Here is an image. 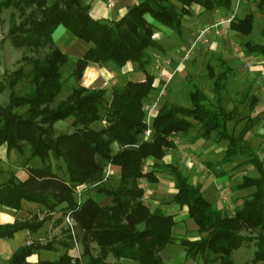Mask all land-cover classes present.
<instances>
[{"label":"trees","instance_id":"trees-1","mask_svg":"<svg viewBox=\"0 0 264 264\" xmlns=\"http://www.w3.org/2000/svg\"><path fill=\"white\" fill-rule=\"evenodd\" d=\"M235 1L141 0L130 5L121 17L106 21L94 18L84 0H0V10L13 7L24 15L6 35L14 47L50 48L43 59L24 57L31 63L29 70L20 66L10 77H3L6 82L0 83L2 91L6 85L12 89L19 79L29 81L26 93L16 95L11 91L9 104L0 105V145L8 151L15 149L18 154L27 151L28 161L33 157L43 160L41 166L25 167L24 180H19L15 173L9 174L0 184V205L18 211L22 201H28L41 205L45 211L41 219L33 214L24 220L0 223V238H11L22 229L36 232L54 211H61L62 216L69 213L75 222L74 234L67 229L69 241H63L66 250L57 257L29 260L35 251L53 249L51 241L45 244L32 241L15 248L0 264H82L78 256L69 253L72 240L81 241L84 264L102 263L109 255L136 264H165L160 252L172 243L183 246L186 257L197 262L201 259L202 264H239L232 259L233 250L254 242L252 261H264V162L245 141L246 134L258 123V114L254 113L258 98L247 91L250 87L245 90L242 98L250 97V103L249 117L244 120L236 119L237 106L225 107L222 91L234 72L233 66L219 57L220 71L215 74L207 64L213 100L189 76L187 94L191 106L163 101L150 119L149 138L143 137L148 127L143 107L154 90H158L155 76L146 69L150 61L148 49L162 48L153 37L155 24L181 34L182 17L195 4L203 11H224L227 17H232L227 23L230 30L249 35L254 14L237 16ZM252 1L259 11H264V0ZM58 26L89 44L73 63L71 76L75 80H80L89 63H111L117 71L128 62L137 64L144 79L112 85L109 97L106 89L77 84L65 99L51 107L64 86L61 67L69 62L68 55L52 42ZM260 33L263 43L245 41L243 55L264 58V29ZM20 107L25 108L21 112L15 110ZM67 118L73 119V130L54 135V123ZM98 121L104 124L100 128L91 127ZM230 121H244L238 133L229 130ZM196 124L200 139L226 143L220 159L202 162L214 176L228 175L230 170H224L223 165L238 156L246 158L234 165L233 170L251 164L257 171L256 175H241L231 186L232 190L253 189L250 195L240 198L233 212L216 207L204 197L202 184L193 185L177 163L163 160L167 150L176 147L175 137L188 136ZM112 144L117 146L114 151ZM149 159L151 162L146 164ZM109 165L120 168L114 186L106 183L109 176H105V170ZM53 167L62 169L65 176L58 175ZM157 173L172 177L175 194L171 202L186 209L197 226L199 238L175 236L174 216L160 207L151 210L144 203L141 179L154 183ZM80 185L84 186V193L77 199L76 187ZM88 188L110 197L111 203L100 205L85 190ZM92 244L96 247L95 255Z\"/></svg>","mask_w":264,"mask_h":264},{"label":"crops","instance_id":"crops-1","mask_svg":"<svg viewBox=\"0 0 264 264\" xmlns=\"http://www.w3.org/2000/svg\"><path fill=\"white\" fill-rule=\"evenodd\" d=\"M84 1L89 5L90 14L94 18L109 21L121 17L126 12L127 8L130 5H133L134 3H137L141 0H115L114 4L110 8L106 6V0H84ZM248 2H251L252 8L251 6L250 7L247 6ZM254 6L256 7L255 2L252 0L243 1V2L236 0L234 2L233 7L236 15L238 16V11L244 12L246 9L251 10L253 9ZM189 11L190 14L191 12H193L194 14L197 15L195 24H191L189 22L185 26L182 25L181 34H177L174 31L162 25L155 24L153 37L157 42L160 43L162 48L148 49V55H149L148 58L150 60L148 65H150V63L152 65L153 71L150 73H152L155 76V85L157 86L158 90L157 89L154 90L153 94L146 101L148 104H151L156 101L157 108H159L161 105L160 104L161 100L159 97L162 96L163 94L160 95L159 91L163 83L167 81L166 87L164 89L166 90L164 95L168 96L174 94L176 90L174 87L171 86V83L174 81V80L172 81V79L176 78L178 80L183 81V82L180 81L181 84L184 83L185 79L183 77L189 74L188 71L191 69V67L197 64L199 60L200 62L204 60V56L206 52H208L211 56L217 54L219 57H222L226 62H228L231 66H233L231 64L232 61L236 63H240L244 59H249L251 60L252 63L259 62L261 65L264 64L263 57L259 58V55L245 56L242 53L241 43L243 44L245 41L249 40L246 37L252 35L254 31L253 29L249 35H240L239 33L230 30L226 23L221 26L211 28L209 31L203 33L199 37V32H200L199 28L205 27L210 24H214L220 19L226 18L228 15H226L224 11L220 9L214 11H203L200 6L195 4H192L189 7ZM252 13L254 14V17L256 19L257 16L256 12L254 11ZM71 35L72 34L67 29H65L62 26H58L52 34V42L54 46L58 47L62 52L68 55L69 60H71V57L68 54L69 49L65 47V42L69 46L74 45V51H72L74 53L70 52L73 55L75 54L72 60L74 63V61L77 58L83 55V53L89 47V44L85 43L80 39L75 40L73 38L74 36L72 37ZM241 37L245 39L243 42L240 41ZM259 37L261 38V33ZM187 51H189V54L186 58H184V55ZM255 73L259 74L258 71ZM191 74H192V78L198 82L197 76H195L194 72L190 73L189 75L191 76ZM143 79H144V74L141 71L137 70L136 63L128 62L117 71L111 63H105V64L89 63L85 67L82 76L80 80L77 82V84H80L87 88H103L106 89L107 94H109L110 88L114 84L122 85L127 80L141 81ZM166 97L163 98L164 99L163 101H165L166 99L170 101V99ZM175 102L178 103L177 101ZM67 121H69L68 118L56 122V123H65V126L63 128L57 126L61 130L58 129L59 133H55L56 135L60 133H70L73 130L72 126L68 127ZM56 123H54L53 128H55ZM239 123L240 122H238V124ZM92 126L93 124L91 125V127ZM100 127L101 125L98 126L97 128ZM174 141L176 142V147L172 149H168L163 160L166 162L177 163L180 169L189 178L190 175L192 176L191 178L193 179V185L202 184L200 181H198L197 178L198 176H203L206 178V176L203 175L206 172L197 165L198 162L196 160H191V158L187 155V153L181 150V148L179 147L180 141L178 137H175ZM116 148L117 146L115 145V149ZM12 150L15 149H11L10 151ZM10 151H8L4 145L0 146V159H4L7 162H9L8 164H5L3 168L0 169V184L8 179L10 173H15L16 177L19 180H24L27 177V172L25 167L29 166L28 161H25V163L22 166L16 164L15 162L14 163L10 162L8 160L9 159L8 154ZM15 155H18V153ZM150 162L151 159L147 160L146 164H149ZM51 163L54 164L52 160ZM107 168L109 171V174L107 176L112 177L113 175L118 178L120 173V168L118 166L109 165ZM144 169L145 170L148 169V166H145ZM54 171H56L57 174L60 176H65L62 169L56 170L54 168ZM233 173L234 171L229 172L228 175H225L226 179L224 181L222 182L216 181L217 183L215 182V180L217 179L216 176L211 174V176L209 178H206L205 180L206 183L209 184L207 186H204V184H202L204 190V197L207 200H209L212 204H214L216 207L219 208L225 207L226 209H228L229 212H233V209L236 206V204L240 203L241 200L240 198L244 196V195H239L240 190H232L231 184L227 185V181H229V179L234 178V175H232ZM143 181L145 182L142 184L144 188V195H143L144 203L147 204L151 210L155 209L156 207H160L164 213L174 216L176 223L172 228L173 234H175V236L178 237H186L187 234H189V236L192 237L191 238L187 237V238L192 240L199 238L200 234L197 231V226L196 224H192L194 223V221L188 217L186 209L180 208L177 204L171 202L175 194L172 177L164 173H157V180L154 183H148L145 179H141V183ZM214 183H215L216 192L214 193L211 190L212 188H209V190L207 191V188L212 187L211 184ZM83 188H84L83 185L76 187V193L79 196H82V194L84 193L82 192ZM85 190L89 191L90 194L100 205L102 206L109 205L111 203L110 197L104 194L96 193L93 188H88ZM25 202L27 203H24V201H22L21 209H19L18 211L0 205V223H11L15 219L24 220L33 214H37L39 219L44 217L45 211H43V207L41 205L28 201ZM60 214L61 213H59L58 211L49 213V218L45 221L44 225L36 232H30L27 229H22L17 231L13 235V237H15V235H17L18 233L23 235L22 241L21 243H19L17 247L27 244V242L30 240L39 241L40 243L44 244L42 240L46 238L47 235L49 234L56 235L57 231L61 227L62 229L65 228V221L62 218L64 216ZM188 219L189 220L191 219L193 221L191 223L192 226L189 229L188 227H186L185 224H183V222L188 221ZM182 224L184 226H180ZM64 239L65 238L62 239L60 238V236H58L56 238V241L53 240L54 244H52L53 246L52 250L35 251L29 257V260L35 261L38 258L53 259L57 257L59 254L63 253L66 250L63 243ZM92 247H93V251L96 252L95 244H92ZM166 247L160 252V255L163 258L165 264H166V258H168ZM4 250H5L4 248L0 247L1 261H5L15 249L10 254H5ZM165 254L167 257L165 256ZM129 261L131 260L119 259L117 262L116 259H114L111 255H109L104 261V263L117 264L120 262L122 263Z\"/></svg>","mask_w":264,"mask_h":264},{"label":"rangeland","instance_id":"rangeland-1","mask_svg":"<svg viewBox=\"0 0 264 264\" xmlns=\"http://www.w3.org/2000/svg\"><path fill=\"white\" fill-rule=\"evenodd\" d=\"M247 6L252 8L251 2L247 3ZM247 7V8H248ZM254 9V10H253ZM253 9L248 10L246 9L244 12L238 11V16L243 17L246 13L252 11L256 12V19L253 25V33L250 36H247V39H250L254 42L263 43V39L259 37L260 31L262 28H264V11H259L255 6ZM28 12V11H27ZM24 15L20 14L18 10H16L13 7L9 8H3L0 10V83H4L5 78L4 76L10 77V73L16 69H18L20 66L25 69V71H28L31 67V63L24 59V57H31V58H38L43 59V57L50 51V48L48 46L42 47V48H28V47H14L8 39H6V35L8 33L9 28L14 25L18 24ZM197 15L193 12L183 15L182 17V25L185 26L189 22L191 24H195ZM226 24V23H225ZM208 26V25H207ZM204 27L199 28V30H202ZM73 37V35H71ZM75 40H79L75 37H73ZM245 39L241 37L240 41L243 42ZM81 42V41H80ZM242 46V43H241ZM65 47H67L69 50L68 54L71 57V60L65 65L61 67V78L64 81V86L59 92V94L56 96L54 102L51 104V107H54L57 103H59L61 100L65 99L66 96L70 93L72 87L77 85V80H75L72 76V69H73V54L70 52L74 51V45L69 46L65 42ZM74 53V52H72ZM208 52L205 53L204 60L200 62L198 61L197 64H195L191 69L188 71L189 74L194 72L195 76H197L198 86L206 93V95L213 100L214 93L212 88V81L208 77V70H207V64L209 63L210 66H212L214 73H218L220 71L221 66V59L216 54L214 56H211ZM259 58H262L259 56ZM234 61L231 62V64L234 66V72L233 74L229 75L227 83L222 91V98L223 103L225 104V107L227 109H231L233 106H237V120H244L247 119L248 113H249V99L242 98L243 94L245 93V90H247L249 93H253L257 95L258 102L255 104V110L254 113L258 114V123L253 127L251 131H249L245 136V141L248 145H250L252 148H254L256 154L259 156V158L264 162V64H260L259 62L252 63L249 59H244L240 63H236ZM118 70V69H117ZM147 70L149 72H152V65H147ZM259 72V74H256L255 72ZM186 75L183 78L185 79L184 83H180L181 80L178 79H172L171 86L175 88V93L171 95H164L165 91L162 96H160L161 103L164 100L163 98H168L170 101L175 102L177 101L180 104H184L186 106H191V102L189 99V96L187 94L188 92V82L187 79L190 75ZM192 77V74H191ZM183 82V81H181ZM29 90V81L26 78L19 79L15 86L11 89L7 85L6 87L0 91V105L7 106L9 104V95L11 91H13L16 95H22L26 93ZM109 97V94L107 95ZM167 100V99H166ZM175 100V101H174ZM160 103V104H161ZM25 107L16 108L15 110L18 112H21ZM157 108V106H156ZM253 113L250 115L252 116ZM253 114V115H255ZM69 121H67L68 127L72 126V118H68ZM238 122V121H237ZM233 121L229 122V130L231 132L238 133L240 127L242 126L243 122H240L239 124ZM104 121H98L93 123V128H97L100 125H103ZM54 126V125H53ZM57 126H60V128H63L65 126V123H56L55 128H53V134L59 133L58 131L61 130ZM59 129V130H58ZM199 133V126L196 124L195 127L192 129V131L189 133L186 137H178L179 139V147L181 150L185 151L187 155L191 158V160H196L198 163L197 165L202 168L206 173L203 174L206 176V178H209L211 176V171L202 163L204 160H212L216 161L221 158L222 151L225 146V142L222 141L220 143L214 142V140H210L212 142L204 141L200 139L198 136ZM1 146V145H0ZM112 151L115 149V144L111 145ZM26 151V150H24ZM17 150H12L9 152L8 157L9 161L12 163H16L19 165H23L25 161H28V152L21 153L18 155ZM245 156H238L235 160L232 161L230 164H224L223 169L224 170H230L234 171L232 175H234V178L229 179L227 181V185L235 184V182L239 181V177L244 174L248 175H256L257 171L251 164H242L235 168V170L232 169V167L236 164H239L241 161L245 160ZM42 159L39 157H33L28 161L29 166H41L42 165ZM4 159H0V169L5 166V164H8ZM21 170V169H20ZM19 170V172H20ZM190 175L189 181L193 184V179ZM206 178L203 176H198V181H200L204 186H207L209 183H206ZM215 182H222L226 179L225 175L222 176H216ZM229 178V177H228ZM216 182V183H217ZM107 185L114 186L117 184V177L113 176L109 177L106 181ZM145 183L144 181L141 183ZM212 188L211 190L215 193V183L211 184ZM146 187V186H145ZM252 188L250 189H244L240 190L239 195L248 196L252 192ZM81 196H79L76 193V198L79 199ZM209 198V197H208ZM24 203H27L24 201ZM227 206V205H226ZM230 209V208H229ZM62 214L61 211H58ZM60 214V215H61ZM65 216V214H64ZM65 221L64 217H62ZM61 219V218H60ZM59 219V220H60ZM66 222V221H65ZM190 222V223H188ZM193 221L188 219V221L183 222V224L188 227V229L192 226ZM192 223V224H191ZM180 226H184V225ZM67 223H65V228L62 229V227L57 231L56 235L49 234L44 238L42 241L45 243L50 242L52 240V244H54V241H56V238L60 236V238H65L64 241L68 242V233H67ZM244 234L248 235V232L243 231ZM23 234V233H22ZM175 235V234H174ZM252 236L255 235V233H251ZM22 236L20 233L15 235V237L12 238H0V247L4 248L5 254H10L15 247L19 245L22 241ZM186 237H192L187 234ZM54 240V241H53ZM32 241H28L27 244L31 243ZM256 250V245L254 242L246 243L245 245L239 247L238 249L233 250L232 252V259L234 262L239 264H264V261H258L254 263L252 261L254 251ZM49 251V250H45ZM166 252L168 254V258H166V264H202L201 259L199 262L196 260H192L185 256V250L183 246L179 245L178 243H172L169 244L166 247ZM3 253V255H4ZM69 253L73 254L74 256H78L79 260L82 264L86 262V258L82 255V244L81 241H75L72 240V249L69 250ZM46 254V253H44ZM48 254V253H47ZM93 254L95 255L96 252L93 251ZM166 256V254H165ZM167 257V256H166ZM119 260V259H118ZM117 260V262H118ZM128 260V259H127ZM116 262V261H115ZM99 264H106L104 262ZM116 264V263H115ZM117 264H136L134 261L129 262H120Z\"/></svg>","mask_w":264,"mask_h":264},{"label":"built area","instance_id":"built-area-1","mask_svg":"<svg viewBox=\"0 0 264 264\" xmlns=\"http://www.w3.org/2000/svg\"><path fill=\"white\" fill-rule=\"evenodd\" d=\"M114 1L115 0H106V6L109 7V8L112 7V5L114 4ZM231 19H232V17L222 18V19H220L219 21H217L214 24H210L208 26H205L202 30H200L199 37L203 33L209 31L211 28H214V27H217V26H221V25H223L225 23H229L231 21ZM188 54H189V51H187L185 53L184 58H186L188 56ZM166 83H167V81H165V83L162 85V87L160 89V95H162L164 93V89H165ZM156 106H157V102L155 101V102H153L151 104H145L144 107H143V109L146 111V123H147V126H148L146 128V130L144 131V133H143L144 139H148L150 134H151V129L149 127V124H150V119H151L152 115L157 110ZM108 174H109V171H108V168H106L105 176L107 177ZM64 219L66 221L65 223H67V225H68L67 227L70 230L71 234H74V224H75V222H74L73 218L69 215V213H67V214H65ZM75 243H77V241H75Z\"/></svg>","mask_w":264,"mask_h":264}]
</instances>
